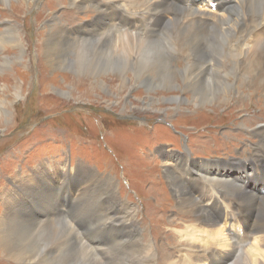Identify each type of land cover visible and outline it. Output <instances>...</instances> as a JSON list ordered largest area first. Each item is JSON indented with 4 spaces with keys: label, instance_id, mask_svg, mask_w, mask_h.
I'll list each match as a JSON object with an SVG mask.
<instances>
[{
    "label": "rangeland",
    "instance_id": "rangeland-1",
    "mask_svg": "<svg viewBox=\"0 0 264 264\" xmlns=\"http://www.w3.org/2000/svg\"><path fill=\"white\" fill-rule=\"evenodd\" d=\"M255 1L251 20L257 18L260 21L259 5ZM207 3V7L203 3L197 5H203L202 11L207 12L210 2L207 0ZM106 5L111 3L108 0H0V39L6 37L5 43H0V96L7 102L8 112L0 119V220L3 214H7L14 225L18 222L25 224L35 219L31 209L37 204V211L43 217L49 215L54 221L51 222L53 226L51 223L35 225L40 231L28 233L26 237L37 238L39 250L49 248L50 253L44 257L48 264H84L90 255L80 243L87 246L86 242L98 239L95 245H103L106 239L102 237L104 227L118 228L119 223L127 219L134 224L132 234L127 232L129 239L138 241L142 247L143 244L148 246L155 255L152 259L155 264H170L182 254L184 233L191 230L189 223L177 228L178 218L182 220L180 225L190 218L196 219L194 215L178 211L172 190L163 176L164 171L169 166L172 169V164L177 161L178 151L186 149L188 155L185 157L189 156L191 163L197 161L206 166L210 164H206L203 158L209 156L236 158V162L232 160L227 166L217 162V169L225 173L224 180H231L229 183L221 182L219 191L233 192V187L237 186L239 192V186L246 185V194L262 198L260 216L264 217V193L256 191L259 181L249 182L255 174L264 189V176H259L264 170V83L257 88H247L245 82L237 77L232 58L224 54L215 59L221 63V68L216 75L205 78V85L216 80L224 82L225 90L210 92L212 95H208L204 103H199L192 96L188 97L182 86V73L190 60L181 57L184 53L179 45L174 50L171 45H165V50L169 51L166 54H173L167 62L172 67V79L177 88L171 90L157 87L147 94L130 76V87L118 90L121 82L111 73L97 74L90 69L88 76L77 78L63 68L55 71L52 55L62 56L71 69L80 62L77 61L79 49L87 45H91L92 53H103L102 58L109 59L114 54L109 53L108 48L111 45L114 50L117 48L116 37L100 35L93 25L97 16L95 12L99 8L105 10ZM217 8L220 11L222 7ZM168 13L163 16L170 19ZM175 27L176 23L166 26L164 38L168 36L174 42ZM178 28L185 38L190 39L192 32L185 33L183 28ZM83 35L87 38L81 41ZM157 36H143L139 43L141 48L147 44L157 46ZM230 41L233 42L234 38ZM126 43L131 49L121 54L123 58L132 52V45ZM205 53L208 51L204 45L202 54ZM263 54L264 48L258 53L260 64L264 66ZM148 59L150 56L146 57ZM213 64L212 61L209 65L212 70ZM81 79L85 80L76 82ZM14 88L17 92L20 90V98L12 96L16 92ZM169 98H179L181 105L166 103ZM256 157L262 161L261 169L254 161ZM237 163L243 164L242 168L234 166ZM79 164L96 169L103 179L100 185L101 178L91 175L83 165L74 172L73 168ZM107 177H111L108 182ZM235 177H240L241 184ZM67 178L79 186H86L89 181L94 190H86L84 198L76 205L73 198L80 192L73 186L68 188L71 181ZM246 180L247 184H243ZM62 186L68 189V196L74 202L70 204V211L65 208L69 199H65L67 194H64ZM207 187L194 192L196 195L201 191L213 194ZM112 190L114 193L110 194ZM39 193L48 196L49 205L43 203ZM53 196L62 206L63 213L59 212L61 207L54 206L53 199H50ZM219 199L221 197H218L220 202ZM207 203L206 208L211 212V203ZM109 206L114 211L116 222L102 221L109 215ZM215 206L213 204L212 208L217 209ZM253 211L256 213L255 209ZM243 220L248 221V218ZM67 224L75 230V237L69 235ZM219 228L223 229L221 225ZM234 232L235 236L239 235V232ZM212 242L202 246L196 256L202 253L201 260L207 264L227 261L230 256L226 248H218ZM205 247L211 248L201 252ZM214 248H218L216 254H213ZM0 250V264H24ZM122 250L111 249L107 258L112 259L109 264L129 263L132 259L129 252ZM204 251L209 254L208 259ZM39 253L42 255L41 251ZM241 258L240 254L236 256L238 262Z\"/></svg>",
    "mask_w": 264,
    "mask_h": 264
},
{
    "label": "bare ground",
    "instance_id": "bare-ground-1",
    "mask_svg": "<svg viewBox=\"0 0 264 264\" xmlns=\"http://www.w3.org/2000/svg\"><path fill=\"white\" fill-rule=\"evenodd\" d=\"M208 1L210 2V7H208L210 12L209 10L207 12L202 11V6L208 4L207 0H108L111 5H106L105 10L103 11L99 8L95 12V15L97 16L93 21V25L100 31V35H104L107 38L116 37L117 43L115 47L117 48L114 50L113 45L108 48L109 53L114 54H112L109 59H105L101 57L103 53H92L90 51L91 45H87L86 47L79 49V60L77 61L80 62H78L76 66L72 65L73 67H71V69L68 66L69 62L62 56L52 55L51 57H54L53 68L54 70L63 68L77 78L83 77L84 75L88 76L87 73L90 69L95 70L97 74H100L101 72H103V74H114L113 76L121 82V89L119 87L118 90H122L123 87H130L129 83H131V81L128 78V76H130L135 84L138 83L145 89V93L151 94V92H154L157 87H163L165 90L177 88V85L174 86V79H172V67L167 62L168 58L172 57L173 54H166L169 51L165 50V45H171L172 50L178 49L177 46L179 45L184 53L181 57L190 60V63L186 65L187 67L182 73V86L184 91L187 92L188 97L190 96L191 98L192 96L193 100L197 102L199 101V103H204L209 97L208 95L213 94L212 92L215 93V91L221 92L225 90L226 85L222 84L224 82L210 80V83L207 86L205 85L207 84L205 78L213 74L216 75L221 68V63L215 59L221 58L224 54H228L232 58L235 68L237 69L235 70L237 77L239 80L245 82L244 84H246L247 88L259 87L264 83V66L263 64H260L262 61L258 55L259 51L264 48V0H256L254 2L256 5H259L258 17L261 18L260 21L255 17V21L251 20L253 16H251V11L254 8V0ZM197 3H203V5L198 6ZM217 6L222 7L220 8V11L218 8L216 9ZM104 11L106 13H104ZM168 11L170 19L173 20L167 19L163 16ZM112 19H114V23H112ZM170 23H176V27L173 29V35L175 36L173 39L174 42L168 39V36L164 38V28ZM177 23L180 28L184 29L185 33L192 32L190 39L183 36ZM110 26L114 27L111 28ZM155 34H158L156 37L157 46L154 44H147L145 48H141L142 44L139 43L141 42L142 37L145 35L154 36ZM232 37L234 38L233 42L230 41ZM80 38L81 41H84V38H87V36L83 35V38ZM5 40L6 37L0 39V43L4 44ZM126 42L132 45V52L130 55L127 53L128 57L125 55L126 58H123L121 54L126 53L131 49ZM204 45L208 51L207 54L205 53L206 55L202 54V48ZM212 48L214 49L213 52ZM174 53H176V51ZM219 53L222 54L220 55ZM187 55L191 58H188ZM148 56H150V59L146 60V57ZM212 61L214 62L213 70L209 66ZM151 74H154L155 76L153 77ZM84 80L85 79H81L76 82L80 83ZM101 82L102 81H100V83ZM14 90L16 91L17 89L14 88ZM12 96L20 98V90L13 93ZM1 97L2 96H0V119H2L1 116L3 114H5V116L8 115V112L6 111L7 102L3 101ZM166 103L172 105L175 104L177 106L181 105L179 98L178 100L175 98H169ZM148 106H150V104H148ZM144 107L145 106H143V108ZM185 154L188 155L186 149L184 152L180 151L177 155L179 158L176 157L177 161L172 164V169L171 166H169V169L164 171L163 176L172 190L173 201L175 206H177L178 211L184 212V214L194 215L196 219L190 218L184 224L182 223V225H180L182 220L178 218L179 222L178 226H176L177 228H181L189 223L191 224V230H187L184 233L185 241L181 249L182 254L179 255L180 257L176 258V262L170 264H189L187 260H190L193 264H207L204 260H201L202 253H198L197 256L196 253L200 251L202 246H206L212 241L214 246L217 245L218 248H226L225 251H228L230 256L227 261H220L216 264H264V217L260 216V202L262 198L259 199L246 194V185L242 187L239 186V192H237V186L233 187V192L227 190L224 192L219 191V184L225 182V176H223L225 173L216 170V166H206L205 164L200 165L197 161H193L196 164L191 163L188 160L189 156L185 157ZM254 161L257 163L259 169L263 167L262 161L259 160L258 157H256ZM237 167L242 168V165L238 164ZM179 173L183 174V176ZM244 176L246 177V175ZM252 177L253 178L250 179L249 182L254 183L259 179L255 174H253ZM68 180L71 181L67 184L68 188L73 186L75 187V190L78 189L80 192L74 196L75 198H73L76 201V205L82 198H84L86 190H94V187L90 186L91 183L89 181H85L86 186H79L77 183L72 184L71 179ZM66 181L67 180H65V182ZM102 181L103 180L99 179V185ZM246 182L247 181H243V184H247ZM83 184L85 185V183ZM206 187L209 188L210 192L212 191L213 194L208 195L203 191H201L200 194H197L198 196L195 194L194 190H204ZM62 189L64 190V194H67L65 199H69L65 208L70 211V204H74L73 199H70L68 196V189H66L65 186H62ZM111 193H114V190H112L110 194ZM38 195L40 196V199L42 197L44 204L49 205L47 204L48 196L41 195L40 193ZM218 197H221V199H219L220 202L218 201ZM50 199H53L52 201L55 204V207H61L59 212L63 213L62 206L55 197H50ZM209 201L211 203V205L209 204L212 210L211 212L208 211L206 208L207 205H205V203ZM213 204H216L217 209L212 208ZM135 209L136 208H134V210ZM253 209H255L256 213H254ZM37 210L38 208L36 204V206L31 209V215L35 219L28 220L25 224H21L16 220V223H18L14 225L15 222L12 221L7 214H3L2 220H0V248L3 249L11 259L18 260L24 264H48V261H45L44 257L50 253L49 248H40L39 250V246L37 247L40 243L39 240L37 238L28 239L26 237V234L28 235V233L40 231V228L36 226H45V224L53 221L50 219L49 215L43 217ZM72 210L74 213V207H72ZM113 212L114 211L109 206V215H106L104 217L105 219H102V221L106 220L107 223L116 222ZM241 212L247 213V217L239 218ZM247 218L248 221L243 220ZM250 218L255 219L249 221ZM216 222L220 223L215 225ZM220 225L223 227L222 230L219 228ZM67 226L69 235L75 237L73 234L75 230H72L71 226L68 224ZM133 227L134 224L130 223V220L125 219L119 223L118 228L104 227L105 231L103 233L104 236L102 237L106 239H104V244L102 243L103 245H95L96 243L94 242L98 241V239L86 242L88 247L81 242L80 244L85 249L84 251L90 255V259L83 263L109 264L112 259L110 260L107 258L110 256L111 249L118 248L123 249L125 252H129L132 259L129 261L127 260L129 262L128 264H155L152 262L155 255L148 246L143 244L144 247H142L138 241L132 240L131 238L129 239V234H127V232L129 231V233L132 234V230H134ZM234 231L239 232V235L235 236ZM224 232L227 235H225ZM209 248L211 247H205L201 252L203 250H209ZM218 248H214L213 254L218 252ZM54 249L56 248L54 247ZM38 250L42 252V255ZM204 252L208 259L209 254L207 255V252ZM119 253L121 254L122 252L120 251ZM36 254L39 256L35 257ZM238 254L242 257L239 262L238 259L236 260ZM48 258L50 257H47V259Z\"/></svg>",
    "mask_w": 264,
    "mask_h": 264
},
{
    "label": "water",
    "instance_id": "water-1",
    "mask_svg": "<svg viewBox=\"0 0 264 264\" xmlns=\"http://www.w3.org/2000/svg\"><path fill=\"white\" fill-rule=\"evenodd\" d=\"M91 172L95 173L94 171H91Z\"/></svg>",
    "mask_w": 264,
    "mask_h": 264
}]
</instances>
